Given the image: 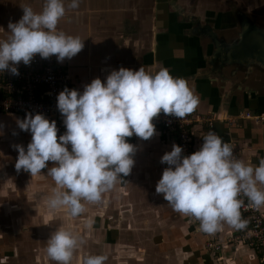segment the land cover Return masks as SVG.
<instances>
[{"label": "crops", "instance_id": "crops-1", "mask_svg": "<svg viewBox=\"0 0 264 264\" xmlns=\"http://www.w3.org/2000/svg\"><path fill=\"white\" fill-rule=\"evenodd\" d=\"M69 2L64 0L65 15L57 28L84 40L81 51L58 62L71 79L72 88L82 91L85 84L97 77L103 83L119 67L135 70L143 66L150 72L165 67L171 75L183 77L198 97L196 107L189 113L204 119L193 126L196 150L203 142L202 136L213 130L230 142L234 155L242 161L256 164L258 157L264 156V123L239 118L248 111H264V71L213 62L216 47L209 33L213 31L226 42L237 36L224 37L228 35L224 34L226 31L214 26L205 11H196L197 3L193 0H79L77 8H70ZM42 4L43 0H0V39L10 35L8 22L21 17V6L29 5L34 11H40ZM222 16V22L232 19L229 14ZM205 27L209 28L203 31ZM17 118L23 119L14 114L0 115V246H5L1 253L10 247L6 246L9 231L19 238V231L29 224L31 228L56 227L53 224L59 220L58 214L63 213L64 222L78 223L84 229L80 241L93 244V239L108 248L116 246L117 255H124L120 253L127 250L132 259L108 254L107 259L112 261L140 264L145 250L149 264L154 261L260 264L252 249L233 240L240 229L224 223L218 231L202 234L197 231L194 218L174 211L163 194L156 193L155 185L163 169L169 166L161 163L160 158L176 144L160 130L155 128V134L147 140L135 134L126 137L136 146L130 173L121 174V179L102 193L100 201H82L84 212L73 217L63 207L48 206L47 200L56 185L47 175V167L35 176L16 170L17 151L13 145L26 147L31 140V133L16 124ZM205 120H212L213 125ZM53 163L46 162L48 167ZM208 238L222 244L221 251L206 250ZM5 257L1 264L11 256Z\"/></svg>", "mask_w": 264, "mask_h": 264}, {"label": "clouds", "instance_id": "clouds-1", "mask_svg": "<svg viewBox=\"0 0 264 264\" xmlns=\"http://www.w3.org/2000/svg\"><path fill=\"white\" fill-rule=\"evenodd\" d=\"M78 6L79 0L68 4ZM21 7V17L8 22L10 35L0 39V73L8 70L18 75L17 65H28L36 54L41 58L55 55L62 62L84 47L78 35L57 28L65 15L64 0H43L40 11L29 5ZM56 101L65 132L57 139L56 122L41 113L17 118L16 124L31 133V140L26 147L13 145L17 151L14 166L31 176L47 167V175L56 185L48 206L63 207L75 217L85 210L82 201H100L121 174L130 173L136 146L126 137L135 134L149 139L155 134L152 118L161 110L184 118L194 110L198 97L183 77L171 75L167 68L150 72L141 66L113 69L103 83L93 78L82 91L65 86ZM202 140L188 155L173 143L161 156V163L169 166L163 169L155 191L163 194L174 211L197 220L204 233L212 234L224 223L243 229L247 224L241 214L245 199L249 207L264 205V156L256 164L242 161L234 155L230 142L213 130ZM49 161L54 162L50 167ZM77 246V237L62 227L46 240L47 255L58 264H69ZM106 259L105 254H89L82 264H104Z\"/></svg>", "mask_w": 264, "mask_h": 264}, {"label": "built area", "instance_id": "built-area-1", "mask_svg": "<svg viewBox=\"0 0 264 264\" xmlns=\"http://www.w3.org/2000/svg\"><path fill=\"white\" fill-rule=\"evenodd\" d=\"M18 75L11 74L8 70L0 73V115L14 114L25 117L26 113H41L50 122L55 121L57 126V139L65 132L63 116L57 108V94L65 86L72 88L71 79L59 66L56 56L41 58L36 54L32 61L25 65L20 62ZM242 120H253L264 123V111L245 112L239 117ZM204 119L201 116L187 114L178 118L163 111L152 118L155 128L171 138L177 145L182 146V153L188 155L196 151V138L193 126ZM210 126L212 120H205ZM59 142V141H58ZM242 218L247 220L245 228L240 229L233 240L240 241L252 249L259 257L260 264H264V205L259 208L249 207L247 200L241 207ZM197 231L199 222L195 220ZM223 245L216 240L208 238L205 249L216 253L221 251Z\"/></svg>", "mask_w": 264, "mask_h": 264}, {"label": "rangeland", "instance_id": "rangeland-1", "mask_svg": "<svg viewBox=\"0 0 264 264\" xmlns=\"http://www.w3.org/2000/svg\"><path fill=\"white\" fill-rule=\"evenodd\" d=\"M197 3L195 6L197 8L196 11H205L206 16L211 19V23L214 26H219V28H225L228 24H235L237 21L229 22L223 20V14H229L230 18L233 20L236 19V13L244 12L248 14L255 22L260 26H264V0H193ZM205 6V7H204ZM195 7H192V9ZM201 9V10H200ZM215 16L211 17L209 15ZM225 23V24H224ZM234 26V25H233ZM227 31V30H225ZM228 33V32H227ZM226 34V33H224ZM229 35H224V37L230 38ZM231 39V38H230ZM63 213L58 214V221L56 224H53L56 227H50L48 225H42V227H32L29 224L28 228H22L19 231V238H17L16 234H13V231H9L8 239L6 246L9 249H6L1 253V249L5 246H0V264L3 258L6 256L7 262L4 264H58L57 261L52 260L48 257L46 252V240L49 235L56 230V228H64L70 231L74 236L78 239V246L73 251V256L69 264H82V259L84 256L89 254H114L115 256H119V259H131L130 253L122 251L117 255L118 249L115 246H111L108 248L106 245L97 244L92 239L93 244L86 243L85 241H80L79 236L82 234V226L78 223L68 224L64 222L65 216ZM27 216V215H26ZM30 219V218H29ZM28 222V221H27ZM84 230V229H83ZM90 231V230H89ZM16 233V232H15ZM23 236V237H22ZM91 236V235H89ZM142 247V246H141ZM108 248V249H107ZM119 248V252H120ZM155 249V248H154ZM116 252V253H115ZM144 255L141 256L142 262L140 264H149L148 261L145 260V250L142 251ZM5 257V258H6ZM148 257V255H147ZM140 258V257H139ZM140 259V260H141ZM132 260V259H131ZM146 261V262H145ZM150 263L152 261H149ZM104 264H132L129 260H109L106 259ZM154 264H160L159 261H154Z\"/></svg>", "mask_w": 264, "mask_h": 264}, {"label": "water", "instance_id": "water-1", "mask_svg": "<svg viewBox=\"0 0 264 264\" xmlns=\"http://www.w3.org/2000/svg\"><path fill=\"white\" fill-rule=\"evenodd\" d=\"M241 30L231 42L218 39L212 31L209 36L216 44L213 62L224 66H248L264 70V27L258 26L249 17H240Z\"/></svg>", "mask_w": 264, "mask_h": 264}, {"label": "flooded vegetation", "instance_id": "flooded-vegetation-1", "mask_svg": "<svg viewBox=\"0 0 264 264\" xmlns=\"http://www.w3.org/2000/svg\"><path fill=\"white\" fill-rule=\"evenodd\" d=\"M236 19H231L229 22L231 23V22H233V21H237V23H235V24H228L225 28H223L224 30H227L226 31V34H230V33H232V32H234V34L232 33L231 35H233V36H237L238 35V33H239V31L241 30V21H240V17H244V16H246V17H249L251 20H253L248 14H246V13H244V12H238V13H236ZM253 22L254 23H256V24H258L257 22H255L254 20H253ZM226 23V22H225ZM224 23V24H225ZM258 26H260V25H258ZM260 27H264V26H260ZM209 27H205L204 29H203V31H205V30H207ZM228 32V33H227ZM218 39H220V40H223L224 41V39H222V38H219L218 37ZM227 39H230V38H227ZM235 39V37L233 38V40ZM215 44V43H214ZM215 47H216V44L214 45ZM251 67H253V65H251ZM253 68H255V67H253ZM255 69H258L257 67L255 68ZM260 70V69H259ZM264 71V70H263Z\"/></svg>", "mask_w": 264, "mask_h": 264}]
</instances>
